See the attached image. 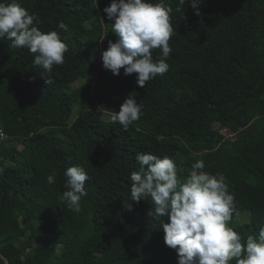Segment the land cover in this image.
I'll return each mask as SVG.
<instances>
[{
    "label": "trees",
    "instance_id": "16d2710c",
    "mask_svg": "<svg viewBox=\"0 0 264 264\" xmlns=\"http://www.w3.org/2000/svg\"><path fill=\"white\" fill-rule=\"evenodd\" d=\"M16 2L38 17L42 32L56 31L68 52L45 73L27 49L0 40L7 135L0 139V264H178L163 240L167 218L149 215L150 200L130 198L139 152L171 157L180 179L203 160V171L222 174L235 198L228 226L242 242L257 236L264 226V0H203L199 16L190 0H163L172 8L170 68L144 88L136 74L99 69L108 41L117 40L103 12L112 0ZM160 55L153 50L154 60ZM129 95L143 115L124 129L108 113ZM71 166L89 177L79 213L60 199Z\"/></svg>",
    "mask_w": 264,
    "mask_h": 264
},
{
    "label": "clouds",
    "instance_id": "9594fccd",
    "mask_svg": "<svg viewBox=\"0 0 264 264\" xmlns=\"http://www.w3.org/2000/svg\"><path fill=\"white\" fill-rule=\"evenodd\" d=\"M180 3L184 5L186 0ZM190 3L199 16L203 0ZM103 12L117 37L114 43L108 41L107 50L101 54L103 69L114 76H119L121 69L125 76L136 74L140 88L169 71V41L174 34L170 6L163 0H112ZM34 22L38 23V17L16 0L10 4L0 2V40L10 41L13 49H27L34 55L33 64L51 73L54 66L64 63L68 48L56 31L42 32ZM58 27L68 30L63 22ZM155 49L161 52L157 60L153 59ZM45 83L50 85L53 81L45 79ZM142 115V105L129 95L119 112L113 111L110 118L127 129ZM3 135L0 130V137ZM135 159L140 167L130 174V198L137 203L150 200L149 215L155 220L167 218V223L165 219L161 221L163 240L177 253L178 264H264V226L256 237L250 235L243 242L241 235L228 226L235 211V198L222 174L203 171L204 161L197 160L190 174L180 179L171 157L139 152ZM3 173L4 168L0 167V175ZM64 175L66 190L60 199L68 209L79 213L81 201L88 194V174L82 167L71 166ZM46 179L53 184L55 174Z\"/></svg>",
    "mask_w": 264,
    "mask_h": 264
},
{
    "label": "rangeland",
    "instance_id": "374dc122",
    "mask_svg": "<svg viewBox=\"0 0 264 264\" xmlns=\"http://www.w3.org/2000/svg\"><path fill=\"white\" fill-rule=\"evenodd\" d=\"M101 68H102V64L100 63L99 69H101ZM86 82H87V80H81V81H79L77 84H75V87H81V86H83ZM108 115H111V113H108ZM243 219H244V221L249 220L248 215H245Z\"/></svg>",
    "mask_w": 264,
    "mask_h": 264
},
{
    "label": "built area",
    "instance_id": "2783aa9c",
    "mask_svg": "<svg viewBox=\"0 0 264 264\" xmlns=\"http://www.w3.org/2000/svg\"><path fill=\"white\" fill-rule=\"evenodd\" d=\"M3 133H4V132H3ZM6 136H7V135L4 133V135H3L2 137H0V139H1V140H4V139H6Z\"/></svg>",
    "mask_w": 264,
    "mask_h": 264
}]
</instances>
